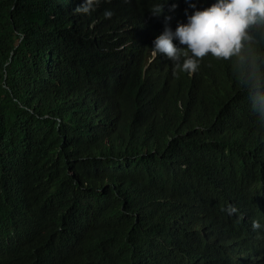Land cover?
<instances>
[{
	"label": "trees",
	"instance_id": "trees-1",
	"mask_svg": "<svg viewBox=\"0 0 264 264\" xmlns=\"http://www.w3.org/2000/svg\"><path fill=\"white\" fill-rule=\"evenodd\" d=\"M65 16L56 0H0V222L70 247L67 264H127L129 245L146 264L223 257L227 244L211 241L223 212L200 210L202 179L221 177L217 210L264 171V86H233L232 59L202 66L187 110L146 135L167 74L150 66L141 82L136 65L114 79L119 46H94ZM104 26L123 40L112 17ZM252 239L264 264V233Z\"/></svg>",
	"mask_w": 264,
	"mask_h": 264
},
{
	"label": "clouds",
	"instance_id": "clouds-1",
	"mask_svg": "<svg viewBox=\"0 0 264 264\" xmlns=\"http://www.w3.org/2000/svg\"><path fill=\"white\" fill-rule=\"evenodd\" d=\"M56 1L65 8L66 25L74 34L87 38L98 48L111 43L119 46L121 55L112 72L114 79L127 77L136 65L141 67L133 74H139L141 82L150 66L167 74L163 88L158 91L160 101L142 113V131L146 135L151 136L158 125L168 123L165 118L173 121L176 114L187 110L202 66L209 69L215 62L232 59L233 86L240 83L242 92L264 86V45L254 47L264 42V0ZM111 17L123 40L105 32V18ZM194 130L200 131V137L206 136L203 127L195 126ZM220 178L216 173L202 179L206 195L200 199L199 208L204 215L223 212L220 222L214 223L217 235H212L211 241L222 238L229 251L216 257L206 250L188 255L189 251L184 249L186 261L259 264L252 251L255 242L252 236L264 233V171L248 177L238 192L232 191L225 208L216 210L209 202L214 191L221 190ZM51 217L59 222L60 212L51 209ZM4 225L0 222V264H67L60 251H68L70 247H59L50 241L48 248H44L37 244L32 232L16 224H9L8 229ZM127 253H132L127 264H146V255L134 254L132 245Z\"/></svg>",
	"mask_w": 264,
	"mask_h": 264
},
{
	"label": "rangeland",
	"instance_id": "rangeland-1",
	"mask_svg": "<svg viewBox=\"0 0 264 264\" xmlns=\"http://www.w3.org/2000/svg\"><path fill=\"white\" fill-rule=\"evenodd\" d=\"M213 136V135H212Z\"/></svg>",
	"mask_w": 264,
	"mask_h": 264
}]
</instances>
